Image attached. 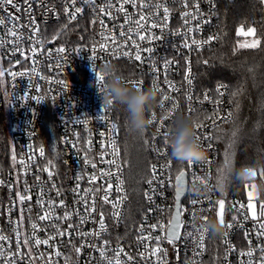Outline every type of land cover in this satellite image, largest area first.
<instances>
[{
	"label": "built area",
	"instance_id": "1",
	"mask_svg": "<svg viewBox=\"0 0 264 264\" xmlns=\"http://www.w3.org/2000/svg\"><path fill=\"white\" fill-rule=\"evenodd\" d=\"M16 2L19 13L0 6L4 19L0 25V72L4 73L0 75V236L7 237L0 240V264L9 260L13 264H116L117 259L120 264H206L213 236L208 232L201 248L196 230L218 220L221 200L225 231L220 237L219 264H261L264 235L258 233L264 231L260 228L264 217L247 207V197L226 195L215 181L220 155L217 130L235 119L229 89L223 82L203 88L196 71V56L221 39L216 1L31 0L30 11L26 0ZM77 7L82 12L72 20L70 13ZM8 13L19 19L11 21ZM58 23L82 24L81 41L63 43L51 36V26ZM13 27L15 37L9 34ZM140 35L146 38L141 40ZM217 35L219 39L202 43ZM193 40L201 45L192 44ZM137 52L140 61L135 60ZM116 62L124 69L116 75L130 85L139 81L140 89L149 85L160 89L151 113L155 119L147 127L151 161L143 186L144 206L135 216L129 212L120 124L114 106L104 105L100 92L106 79L104 67ZM189 66L191 84L185 79ZM101 74L103 81L98 78ZM169 83L174 87L169 88ZM164 95L170 99L162 109ZM193 116L203 124L197 134L207 149V162L189 167L171 156L169 140L176 121ZM165 117L161 128L159 121ZM113 142L118 156L113 155ZM113 159L115 165L109 163ZM181 171L187 173L180 205L182 227L178 238L169 242L175 178ZM193 172L207 182L211 189L207 194L191 192ZM35 239L49 242L35 245Z\"/></svg>",
	"mask_w": 264,
	"mask_h": 264
},
{
	"label": "trees",
	"instance_id": "2",
	"mask_svg": "<svg viewBox=\"0 0 264 264\" xmlns=\"http://www.w3.org/2000/svg\"><path fill=\"white\" fill-rule=\"evenodd\" d=\"M215 1L221 39L216 45L196 56V71L198 82L203 88L223 82L229 89L235 119L217 130L220 155L215 181L216 185L218 182L223 184V190H220L222 193L246 197L247 183H241L233 169L258 160L264 161V3L261 0ZM51 27L50 35L63 43L80 42L85 31L80 23H58ZM249 27L256 29L254 35L260 40L257 48L239 46L243 37L240 29L247 30ZM120 66L122 67L121 62L112 66L114 74L124 72ZM234 92L238 94L233 96ZM113 106L115 118L121 128V144L126 161L129 212L135 216L144 206L143 186L151 161L148 148L149 130L146 128L142 133L131 130L124 110L119 105ZM230 156L233 164L223 177L225 161ZM261 180L264 177L258 174L257 183ZM258 198L264 202V192H259ZM220 254V237H212L206 264H219Z\"/></svg>",
	"mask_w": 264,
	"mask_h": 264
},
{
	"label": "clouds",
	"instance_id": "3",
	"mask_svg": "<svg viewBox=\"0 0 264 264\" xmlns=\"http://www.w3.org/2000/svg\"><path fill=\"white\" fill-rule=\"evenodd\" d=\"M103 71L106 76L100 91L103 104L107 106L119 105L126 113L129 128L142 133L153 122L151 113L153 107L158 103L160 89L152 85L146 89H137L120 75L114 74L111 65L105 66ZM199 123V116L184 117L178 119L171 128L169 140L171 156L178 162L184 163L188 160L198 162L207 158V149L202 146L197 134ZM261 167H264V161L258 160L253 164L241 165L233 171L241 183L252 184L257 177H253V172H258ZM217 187L223 190L224 186L218 182ZM210 190L206 181H199L191 185V192L194 195H204ZM256 190L264 192V180L256 184ZM206 228L213 237H221L225 231V226L218 220L209 221Z\"/></svg>",
	"mask_w": 264,
	"mask_h": 264
},
{
	"label": "snow or ice",
	"instance_id": "4",
	"mask_svg": "<svg viewBox=\"0 0 264 264\" xmlns=\"http://www.w3.org/2000/svg\"><path fill=\"white\" fill-rule=\"evenodd\" d=\"M125 2H127V0H125ZM262 3H264V0H261ZM26 3H27V6H28V9L30 11L31 9V0H26ZM75 3V0H73V4ZM0 6H10L11 8L15 9L16 13H19L21 11V7L20 5L16 2V0H0ZM135 6V5H133ZM187 6V5H186ZM157 7H159V5H157ZM196 9L197 11L199 10V5L197 4L196 6ZM5 11H7V7H5ZM69 10L67 8H65V12H68ZM120 11H124L123 8L120 9ZM168 8L165 7L164 8V13H165V20H167V13H168ZM82 12V9L81 8H76L75 9V13H70V19L72 20H75L77 18V14L81 13ZM9 15V18L11 21L15 22L19 19L18 16L16 15H13L12 13H8ZM110 15V13H109ZM183 15L186 17L189 15L188 12H185L183 13ZM144 17L141 16L140 17V20H143ZM187 23V21H185ZM207 22V21H206ZM138 23V22H137ZM4 24V19L3 18H0V25H3ZM157 25L153 24L151 25V27L155 28ZM36 31H38V28L35 29ZM241 32H244V29H240ZM256 33V29L254 27H249L247 29V32L245 34H251V35H254ZM9 34L13 37H15L17 35L16 33V30H15V27H13L12 29L9 30ZM121 35H123V33H121ZM146 37L144 35H140V39L141 40H144ZM213 39H219V36H214V37H209L208 40L206 41H203L202 43H208L209 41L213 40ZM192 44H195L197 45V47H199L201 45V42H198V41H195L193 40L192 41ZM258 46H260V40L259 39H254L250 44H244V45H241V47H244V48H257ZM101 47H104L103 45ZM185 47H191L189 44L185 43ZM58 51L60 52H63L64 49L63 48H60L58 49ZM33 55H35V50H33ZM125 56H130V53L128 52H125L124 53ZM135 60L136 61H140L141 60V55L139 54V52H137V54L135 55ZM0 75H4L3 72H0ZM191 67L189 66L188 69H187V74L185 76V79L188 81L189 84L192 83V80H191ZM99 80L103 81L105 79L104 75L101 74L99 77ZM130 83L133 84V86L137 89H140V85H141V82L139 81H130ZM169 88H173L174 86L169 83L168 85ZM238 93L237 92H234L233 93V96L237 95ZM222 95V93H221ZM35 99H38V98H35ZM170 99V97L168 95H164L162 96V99H161V102H160V107L163 109L165 107V101H168ZM188 99L191 100L192 97L191 96H188ZM177 107V105L175 103H173V108ZM189 111L190 112H193L194 109L192 108H189ZM169 115H171V112L169 113ZM229 116H231V113H229ZM153 119H155V114H153ZM167 119V117H165L164 119H161L159 121L160 123V126L161 128L164 126V122L165 120ZM203 127V124L202 123H199L197 125V129H201ZM112 128L115 129L116 128V125L113 124L112 125ZM167 136V133H165V137ZM198 138L200 139V136L198 135ZM205 139L207 141H211L212 137L210 136H205ZM112 149H113V155L114 156H118L119 155V150L118 148H116L115 146V142L112 143ZM209 148L211 147V144L209 143ZM41 152V155H43V149L40 150ZM198 162H207V158L205 160H202V161H198ZM109 163L111 164H116V161L115 159H113L112 161H110ZM187 165L189 167H192L194 166V161L192 160H188L187 162ZM225 163L227 164V160L225 161ZM169 167L171 166V161H169ZM117 168H119V165H116ZM222 171V170H221ZM153 173H155V166H153ZM260 175L261 177H264V168H261L259 169V173L258 172H253V177L257 176V175ZM49 175L51 176V173H49ZM109 175H111V173H109ZM187 173L185 171H181L179 173V175L176 176L175 178V181H176V188H175V194H176V200H177V211H176V214L175 216L173 217V219L171 221H169V226H170V230L168 232V238H169V242H172L173 240L177 239L178 238V234H179V230L181 229L182 225L180 223V215H181V209H180V197L181 195L184 193L185 189L182 187V185L184 184V181H185V177H186ZM192 176H193V180H192V184H195L197 182V180H199L200 182H203V180L199 177L196 176V174L193 172L192 173ZM91 179H95V177H92ZM117 179H119V177H117ZM149 183H151V181H149ZM120 184H122V181H120V183L117 184V188H116V191H122L121 187H120ZM246 187L249 188V191H248V200H249V203L247 205V207L249 209H254V205L252 203V201L256 198V185L255 184H250V185H246ZM25 199V197L21 196L20 197V200L23 201ZM105 201H107L108 197L107 195H105L104 197ZM116 204H113V207H115ZM217 206L218 208L220 209V211L217 213V216H218V220L221 224L224 225V214H223V209H224V201L221 200V201H218L217 202ZM243 207V205H242ZM93 211L95 210L94 208L92 209ZM67 213L65 214V218H67ZM114 215H119L118 213H114ZM260 215L262 217H264V205H261V212H260ZM47 217L46 216H40L39 219L41 220H44L46 219ZM252 218L255 220L257 217H256V212L253 211V216ZM83 223V221H81ZM101 224H103V217H102V214H101ZM33 227V230L36 229V224H33L32 225ZM153 228L156 227V225H153L152 226ZM161 227H163V225H161ZM227 227L231 228L232 225L229 224L227 225ZM69 228H71V225H69ZM260 228L261 229H264V223H260ZM198 235H199V246L201 248H203V241H204V238H205V235L208 233V229L207 228H202V229H197L196 230ZM60 235H63V233H59ZM191 235V233L189 234ZM225 235H227L225 233ZM258 235H264V231L258 233ZM7 239V237H4V236H0V240H5ZM49 239H52V237H49ZM49 239H45L43 241H41L40 239H35L34 241V244L35 245H40V244H48L49 242ZM157 239H159V237H157ZM25 245L29 244V240H25L23 242ZM262 252H264V249H261ZM77 252H79V249H77ZM59 254V253H57ZM15 255V253H14ZM101 255L103 256L104 253L103 251L101 252ZM119 255V253L117 254ZM248 256H252V252L249 251L247 253ZM9 264H13V262L11 260H9ZM109 264H112L111 261H109ZM116 264H120V261L117 259L116 260ZM261 264H264V257H262V261H261Z\"/></svg>",
	"mask_w": 264,
	"mask_h": 264
},
{
	"label": "rangeland",
	"instance_id": "5",
	"mask_svg": "<svg viewBox=\"0 0 264 264\" xmlns=\"http://www.w3.org/2000/svg\"><path fill=\"white\" fill-rule=\"evenodd\" d=\"M247 32V30H244V32H241V34L243 35V37L241 38L240 42H239V46L241 47V45L244 44H250L254 39H258L255 35H251V34H245ZM9 135L11 134V129H8ZM233 164V160H232V156L229 157V159H227V164L225 163L224 165V169L223 168V177L226 176V173H228L232 167ZM252 184H257V181L253 182ZM247 185H250L247 183ZM248 191L249 188L246 187V194L248 196ZM257 194H256V198L252 201L255 210H257L259 213L261 212V205H264V202L259 200V192L256 190Z\"/></svg>",
	"mask_w": 264,
	"mask_h": 264
},
{
	"label": "water",
	"instance_id": "6",
	"mask_svg": "<svg viewBox=\"0 0 264 264\" xmlns=\"http://www.w3.org/2000/svg\"><path fill=\"white\" fill-rule=\"evenodd\" d=\"M182 187H183L184 189H186V182H185V181H184V184L182 185ZM184 194H185V191H184V193H183V194L181 195V197H180V205H181V200H182ZM176 211H177V200H176V205H175V209H174V212H173V217L175 216ZM173 217H172V219H173ZM179 219H180V218H179ZM169 230H170V228H169Z\"/></svg>",
	"mask_w": 264,
	"mask_h": 264
},
{
	"label": "crops",
	"instance_id": "7",
	"mask_svg": "<svg viewBox=\"0 0 264 264\" xmlns=\"http://www.w3.org/2000/svg\"><path fill=\"white\" fill-rule=\"evenodd\" d=\"M246 197L248 198L247 194H246ZM253 210H255V208Z\"/></svg>",
	"mask_w": 264,
	"mask_h": 264
}]
</instances>
